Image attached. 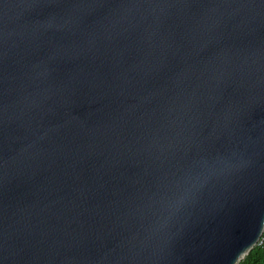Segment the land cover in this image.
Masks as SVG:
<instances>
[{
    "label": "water",
    "instance_id": "1",
    "mask_svg": "<svg viewBox=\"0 0 264 264\" xmlns=\"http://www.w3.org/2000/svg\"><path fill=\"white\" fill-rule=\"evenodd\" d=\"M263 232L264 0H0V264H239Z\"/></svg>",
    "mask_w": 264,
    "mask_h": 264
},
{
    "label": "trees",
    "instance_id": "2",
    "mask_svg": "<svg viewBox=\"0 0 264 264\" xmlns=\"http://www.w3.org/2000/svg\"><path fill=\"white\" fill-rule=\"evenodd\" d=\"M239 264H264V235Z\"/></svg>",
    "mask_w": 264,
    "mask_h": 264
},
{
    "label": "built area",
    "instance_id": "3",
    "mask_svg": "<svg viewBox=\"0 0 264 264\" xmlns=\"http://www.w3.org/2000/svg\"><path fill=\"white\" fill-rule=\"evenodd\" d=\"M264 233V232H263ZM264 235V234H263ZM262 239V238H261Z\"/></svg>",
    "mask_w": 264,
    "mask_h": 264
},
{
    "label": "snow or ice",
    "instance_id": "4",
    "mask_svg": "<svg viewBox=\"0 0 264 264\" xmlns=\"http://www.w3.org/2000/svg\"><path fill=\"white\" fill-rule=\"evenodd\" d=\"M242 251H243V249H242Z\"/></svg>",
    "mask_w": 264,
    "mask_h": 264
}]
</instances>
